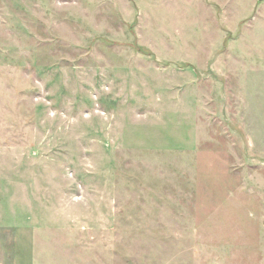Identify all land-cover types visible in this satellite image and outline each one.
Instances as JSON below:
<instances>
[{
	"label": "rangeland",
	"instance_id": "obj_1",
	"mask_svg": "<svg viewBox=\"0 0 264 264\" xmlns=\"http://www.w3.org/2000/svg\"><path fill=\"white\" fill-rule=\"evenodd\" d=\"M0 168L38 264H264V0H0Z\"/></svg>",
	"mask_w": 264,
	"mask_h": 264
},
{
	"label": "crops",
	"instance_id": "obj_2",
	"mask_svg": "<svg viewBox=\"0 0 264 264\" xmlns=\"http://www.w3.org/2000/svg\"><path fill=\"white\" fill-rule=\"evenodd\" d=\"M0 174H2L1 168H0ZM16 212L13 210L4 209V206L2 207L0 205V264H29L28 261L30 260V264H38L37 260L34 254V249H32V246L34 244L35 238H30L28 236H24L26 232H28V222L26 220L19 222L16 220ZM15 214V215H14ZM26 229V230H25ZM5 230V232L3 231ZM12 230V232L10 231ZM18 230L22 231L23 235H19ZM25 230V232H24ZM4 235H3V233ZM14 231H16L17 236H13ZM14 244L13 249V257L9 254V252L6 253L5 246L6 244ZM18 247L27 248L29 249V252L27 253L26 259L27 261H21L18 259ZM12 251L10 252V254ZM9 255V256H8ZM39 264H48L43 261Z\"/></svg>",
	"mask_w": 264,
	"mask_h": 264
}]
</instances>
